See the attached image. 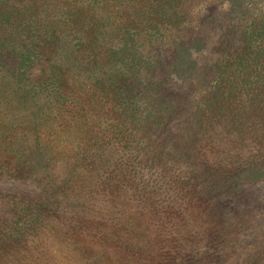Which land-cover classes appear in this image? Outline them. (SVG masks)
Masks as SVG:
<instances>
[{"label":"trees","instance_id":"1","mask_svg":"<svg viewBox=\"0 0 264 264\" xmlns=\"http://www.w3.org/2000/svg\"><path fill=\"white\" fill-rule=\"evenodd\" d=\"M223 1L211 47L184 0H0V190L40 193L0 264H264V14Z\"/></svg>","mask_w":264,"mask_h":264},{"label":"rangeland","instance_id":"2","mask_svg":"<svg viewBox=\"0 0 264 264\" xmlns=\"http://www.w3.org/2000/svg\"><path fill=\"white\" fill-rule=\"evenodd\" d=\"M251 3L248 10V18L251 20H259L264 14V0H249ZM229 5L223 0H184L183 5V22L187 25L189 32L201 31L203 36L211 39L214 34L215 40L219 36L224 37V31H214L212 26L227 28L230 24H234L229 20ZM217 50V49H215ZM2 182V181H0ZM40 193H29L23 188L14 189L13 191L0 190V223L8 224L20 214L21 205L24 203L37 200ZM5 262H9L0 256ZM12 262V260H11Z\"/></svg>","mask_w":264,"mask_h":264}]
</instances>
